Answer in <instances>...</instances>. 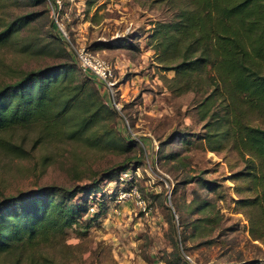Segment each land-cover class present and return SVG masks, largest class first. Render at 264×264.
Listing matches in <instances>:
<instances>
[{"label": "rangeland", "instance_id": "obj_1", "mask_svg": "<svg viewBox=\"0 0 264 264\" xmlns=\"http://www.w3.org/2000/svg\"><path fill=\"white\" fill-rule=\"evenodd\" d=\"M175 1L61 0L56 19L46 1L5 0L0 6V31L24 21L0 44V85L57 64L62 49L79 68L75 50L84 48L112 65L118 112L78 139L67 137L71 121L62 133L33 127L2 133L0 196L93 181L110 194L118 181H133L118 200L119 186L91 224L72 226L53 244L0 255V264H264V244L250 237L240 202L254 194L242 176L247 163L227 140L211 151L216 144L205 138L209 115L201 118L198 104L211 84L201 74V84L185 91V81H171L175 71L168 69L178 59L161 61L155 33L182 4ZM218 104L213 101L210 114H222ZM248 122L264 128V116L251 114ZM112 137L133 144L117 147L109 144ZM5 141L24 152L5 151ZM107 174L118 180H100ZM131 189L144 199V210Z\"/></svg>", "mask_w": 264, "mask_h": 264}, {"label": "trees", "instance_id": "obj_2", "mask_svg": "<svg viewBox=\"0 0 264 264\" xmlns=\"http://www.w3.org/2000/svg\"><path fill=\"white\" fill-rule=\"evenodd\" d=\"M4 1L0 0V6ZM181 1L172 18L160 22L156 29L161 61L178 59L168 69L175 71L171 81H185V91L195 82L201 84L198 75H206L204 80L212 89L198 104L204 114L201 118L209 115L205 138L216 144L211 145V151L227 140L246 161L242 176L254 194L240 202L249 220L250 237L264 244V128L248 122L251 114L264 116V0ZM21 24L24 21L3 28L0 44L15 35ZM56 38L62 39L60 35ZM60 56L57 64L26 71L0 85V145L4 140L1 134L9 130L33 127L44 134L52 129L62 133L70 121L73 127L66 129L67 137L78 139L101 119L118 115L104 102L97 83L77 68L65 49ZM217 99L222 114H210ZM108 142L117 147L133 144L131 140L118 143L115 137ZM5 144V151L24 152L17 145ZM129 169L123 166L121 170ZM110 178L118 180L117 174L100 180ZM119 186L129 190L133 181H118L110 194L102 190L101 181H93L70 189L42 185L0 196V255L53 244L64 239L72 226L91 224L106 203L116 199ZM204 205L200 203L198 208ZM90 207L96 208L94 215Z\"/></svg>", "mask_w": 264, "mask_h": 264}, {"label": "built area", "instance_id": "obj_3", "mask_svg": "<svg viewBox=\"0 0 264 264\" xmlns=\"http://www.w3.org/2000/svg\"><path fill=\"white\" fill-rule=\"evenodd\" d=\"M48 7L51 8L52 13L55 15V19L57 17V12L60 10L62 3L61 0H45ZM58 28L61 33L65 37L66 32L64 27L57 22ZM68 39V38H67ZM75 58L80 66V68L86 72L100 87L101 92L105 95V103L110 107H116V77L114 74V69L112 65L105 59L91 53L90 51L79 48L75 50ZM119 109V108H118ZM136 189H131V194H135L136 202L141 209L146 208V204L144 199L140 197V195L135 191ZM132 194V195H133ZM126 195L125 190H120V194L118 195V200L123 198ZM94 207L89 208V212L93 213ZM186 258L191 261L189 256Z\"/></svg>", "mask_w": 264, "mask_h": 264}]
</instances>
